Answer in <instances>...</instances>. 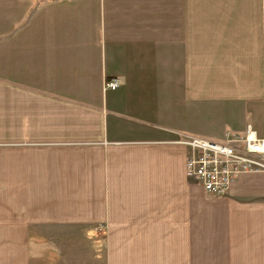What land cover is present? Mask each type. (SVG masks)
<instances>
[{"label": "crops", "instance_id": "1", "mask_svg": "<svg viewBox=\"0 0 264 264\" xmlns=\"http://www.w3.org/2000/svg\"><path fill=\"white\" fill-rule=\"evenodd\" d=\"M247 124L264 0H0V264H264V173L208 194L178 142Z\"/></svg>", "mask_w": 264, "mask_h": 264}, {"label": "built area", "instance_id": "2", "mask_svg": "<svg viewBox=\"0 0 264 264\" xmlns=\"http://www.w3.org/2000/svg\"><path fill=\"white\" fill-rule=\"evenodd\" d=\"M117 78H106L103 89H116ZM178 142L188 153L185 174L208 194L224 197L243 173H264V137L251 125L243 131L227 130L219 141L180 134Z\"/></svg>", "mask_w": 264, "mask_h": 264}]
</instances>
